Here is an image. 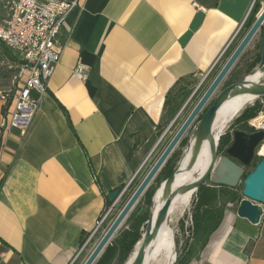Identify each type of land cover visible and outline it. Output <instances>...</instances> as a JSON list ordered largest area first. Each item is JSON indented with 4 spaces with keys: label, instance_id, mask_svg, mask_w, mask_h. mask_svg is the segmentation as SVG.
I'll use <instances>...</instances> for the list:
<instances>
[{
    "label": "crops",
    "instance_id": "1",
    "mask_svg": "<svg viewBox=\"0 0 264 264\" xmlns=\"http://www.w3.org/2000/svg\"><path fill=\"white\" fill-rule=\"evenodd\" d=\"M253 1L80 0L27 131L3 126L0 99V264L72 262L108 194L138 172L134 187L185 93L223 53L208 79L220 70L263 10L256 0L247 17ZM80 64L85 78L74 74ZM189 264H264V217L226 211Z\"/></svg>",
    "mask_w": 264,
    "mask_h": 264
},
{
    "label": "water",
    "instance_id": "2",
    "mask_svg": "<svg viewBox=\"0 0 264 264\" xmlns=\"http://www.w3.org/2000/svg\"><path fill=\"white\" fill-rule=\"evenodd\" d=\"M262 26H264V8L257 15L254 23L242 37L237 47L233 50L217 75L213 78L197 104L191 110L161 155L146 173L140 184L133 191L127 202L124 204L122 209L119 211L108 229L105 231L101 239L98 241L82 264H94L95 261L101 256L105 248L111 242L115 233L126 221L131 211L139 202L141 196L148 189L152 180L160 172L168 158L174 152L177 145L183 139L185 133L188 131L194 121L200 116V113L204 111L206 104L219 89L227 74L230 72L236 61L245 51L251 40L262 28ZM258 68L264 71V45L262 49L261 62ZM253 72L254 70L244 75L240 81L229 84L228 86L222 88L214 98L213 104L205 111L204 116L199 121L192 136V138H195L193 155L187 167L188 170H190L194 166L202 143L206 139H209L210 141L211 153L209 165L205 172L196 181L187 184H181L174 188L176 174L180 171V160L174 167L172 173L163 181L161 186L163 188L164 203L162 204L155 221H153L152 214H150L146 223V231L142 239V244L135 255L133 264L144 263L146 248L156 237L163 222L166 220L170 206L175 196L180 192L192 189H194L196 192L203 184H206L208 181L214 185L226 186L229 188H235L240 183H242V193L244 198L240 201L239 207L237 209L238 216L247 219L252 224H259L262 220L264 214V209L262 206L264 204V157L256 163L250 172L246 173L245 167L252 163L256 155H259L258 148L264 141V130H256L253 133L235 130L233 133L232 143L226 148L225 154L220 156L218 151L220 138L215 140L212 129L215 116L227 98L237 95H250L257 98L264 96V77L255 82L249 80L248 77ZM190 142L191 140L189 141L188 147L190 146ZM232 158L236 159L240 163L235 162ZM121 190L122 187L112 190L108 194V199L114 203L120 197ZM175 242L176 261L178 244L177 240H175ZM175 261L172 264H174Z\"/></svg>",
    "mask_w": 264,
    "mask_h": 264
},
{
    "label": "built area",
    "instance_id": "3",
    "mask_svg": "<svg viewBox=\"0 0 264 264\" xmlns=\"http://www.w3.org/2000/svg\"><path fill=\"white\" fill-rule=\"evenodd\" d=\"M79 4L80 0H4L5 16L12 20L13 30L0 28V43L14 56L9 68L14 73L13 80L21 83L15 90L0 92V99L7 104L4 127H17L24 132L30 128L39 109L41 97L47 92L49 79L61 60L63 48L59 44L60 31L70 12ZM255 5L256 0L252 2L247 17ZM240 29L241 27L235 35ZM222 55L223 53L203 75L202 83L211 75ZM74 74L79 78H85L86 66L78 65L74 69ZM8 94H15V101H8ZM254 127L255 130H264L256 125ZM137 175L138 172L122 187L120 197L104 210L96 227L85 238L70 264L79 258L94 234L103 228L118 201L130 191ZM262 206L264 209V204Z\"/></svg>",
    "mask_w": 264,
    "mask_h": 264
},
{
    "label": "rangeland",
    "instance_id": "4",
    "mask_svg": "<svg viewBox=\"0 0 264 264\" xmlns=\"http://www.w3.org/2000/svg\"><path fill=\"white\" fill-rule=\"evenodd\" d=\"M3 2H4V0H0V18L3 17V14H4ZM263 45H264V29H261L260 31H258L257 35L254 37V39L252 40L251 44L245 49V51L241 54L239 59L236 61V63L234 64V66L232 67L230 72L227 74V76L225 77V79L221 83L219 89L216 91V93L212 96V98L206 104V106L204 107V111H202V113H200V116L194 121V123L191 125V127L188 129V131L185 133V135L183 137V139H185V141L183 142V144L182 145L178 144L177 147L175 148L174 152L171 154L170 157H173L172 158V165L176 166L178 164V162L181 160L185 150L187 149V147L189 145V141L192 139V136H193L195 128L197 127L199 121L204 116L205 111L213 104V100L216 97L217 93L222 88L228 86L229 84H232V83L240 81L243 78L244 75H246L247 73H249V72H251L253 70H254V72L248 77V79L254 78L255 73L259 69L258 67H259L260 64H258L251 71L248 70V65L254 59L256 54H259V53L261 54L262 53ZM9 63H10V60L7 59V56H6L5 52L3 51V48L0 46V88L9 86L6 89H9V88L10 89H14V86L12 85V82H13L12 79H13L14 73L9 68ZM6 72L9 73L10 76H5ZM216 74H217V72H216ZM215 75L212 76L210 79L205 80L203 83H202V81L200 79L193 86L191 91H189V92L187 91V93H185L184 98H186V95L189 94L188 97L183 102V105L181 106L179 112L176 114L175 119L173 120V122H170L168 124V126L165 127V129L168 127L170 130L168 132H166L167 129H168L167 128L166 130L164 129L162 131L161 135L164 136L165 133H166V135L160 140V142H159L154 154L151 156L150 160L148 161V164H147V166H146V168L144 170V173L140 177V181L144 178L146 173L150 170L152 165L155 163V161L161 155V153L163 152V150L165 149V147L167 146V144L169 143L171 138L174 136L176 131L179 129L181 124L184 122V120L187 118V116L189 115L191 110L194 108V106L197 104V102L199 101L201 96L204 94V92L206 91V89L210 85V83L213 80V78L215 77ZM180 95H181V93L180 94H177V93L175 94V96H178V97ZM183 95H184V93H183ZM14 96H15V94H8V101H13ZM248 106H252L254 111L257 110L253 117L248 118L247 121L244 120V119L243 120H236V121L233 120L236 116H238V114L242 110H244ZM181 112H182V114H181ZM262 113L264 114V96L263 97H259V98L255 97L253 100H251L246 105H244L238 112H236L228 120L227 124L224 127L221 128V127L217 126L216 127V135H218L219 138L222 137V136H228L229 135V144L226 146V147H228L232 143L234 131L235 130H242V131H245V132L254 131L255 127H254L253 124H255V123H253V121L256 118L262 116ZM161 135H160V137H161ZM258 150H259V148H258ZM206 152H207V159H208L209 154L211 152L210 151V146L206 149ZM221 155H223V154L221 153L220 156ZM263 157L264 156H262L260 154L256 155L254 157L252 163L245 167L246 170H247L246 172L247 173L250 172L254 168L255 164L257 162H259L260 159L263 158ZM205 162L202 165L193 166L190 170L187 171L188 173L185 172V174L181 178H178L177 185H181L183 182H188V181L192 180L193 178L197 177L199 175L202 167L204 166ZM163 176H164V174L161 175L157 180H155V178H156L155 177L152 180L151 184H150V185L153 186L152 187L153 188V198H152L150 206L147 207L145 204L142 203V209L143 210L144 209H148L149 210V216H150V214L153 213V210H160L159 209V204H160L162 198L160 197L158 192L161 189V184L164 181L163 180ZM136 187L137 186L134 185V187L130 189L128 194H125V195H123L121 197V199L118 201V203L114 207L113 212L111 213V215L109 216V218L107 219L105 224L103 225V228L101 230H98L94 234V236L92 237L90 242L87 244V246L85 247V249L82 252V254L79 256V258H78V260H77V262L75 264H82L85 261V259L88 257L90 252L93 250L95 245L101 239V237L103 236L105 231L108 229V227L110 226V224L112 223L114 218L117 216V214L121 210V208H120L121 205H123L125 202H127V200L129 199V197L131 196L133 190ZM242 190H243V184L240 183L237 186V192H238L239 197H240L241 200L244 198ZM192 191L193 192H191L190 196L187 197V199L186 198H182V197L179 198V200L177 202V205H176V207L174 209V212L170 216L171 224H172V227H173L174 232L176 234V240H177V244H178V246H177V256H178L179 253H181L183 251L184 246H185V244L188 243L189 236L191 234V232H190V230H191L190 228H191V224H192L191 208H192V202H193L194 193H195L194 189ZM239 204H240L239 201H235L233 203L232 202L228 203L226 211L229 210V211L234 212V214H237V209L239 207ZM146 223H147V221H146ZM129 224H130V222L126 223V221H125L122 224V226L118 229V231L115 233V235L112 238V240L115 239V237L118 236L123 229L128 228ZM141 244H142V240H140L137 243V245L135 246L134 252L129 257V259L126 261L125 264H133V261H134V258H135L134 254H135V252H137L139 250ZM154 251L155 250H153V247L151 246L150 256L152 258L154 256ZM195 258H197V257H195ZM117 259H118V254L115 257V259L113 260V263H111V264H115L117 262Z\"/></svg>",
    "mask_w": 264,
    "mask_h": 264
},
{
    "label": "trees",
    "instance_id": "5",
    "mask_svg": "<svg viewBox=\"0 0 264 264\" xmlns=\"http://www.w3.org/2000/svg\"><path fill=\"white\" fill-rule=\"evenodd\" d=\"M260 8L256 7L254 14L251 17L247 30L256 20L257 14ZM261 29H264L262 26ZM242 33V37L246 32ZM242 39V38H241ZM0 46L3 48L7 59L14 60V56L11 51H9L2 43ZM262 58V53L256 54L254 59L249 63L248 70L251 71L258 64H260ZM223 66V65H222ZM221 66V67H222ZM221 69V68H220ZM219 72V70H218ZM217 72V73H218ZM216 74V73H215ZM217 75V74H216ZM215 75V76H216ZM5 76H10L6 72ZM257 111V110H256ZM252 106L246 107L242 110L238 116L233 120H248V118L253 117L256 113ZM255 130V129H254ZM185 139L180 141V145L183 144ZM229 144V135L220 137L219 141V153H225L226 146ZM172 158L169 157L165 165L162 167L160 172L157 174L155 180H157L161 175L164 174L163 180H165L173 171L174 165H172ZM256 165V164H255ZM142 181V180H141ZM140 179L136 182V186L140 184ZM153 186L150 185L148 189L141 196L139 202L135 208L131 211L126 223H129V227L121 231V233L113 239L108 246L105 248L101 256L95 261L94 264H111L118 254V259L115 264H125L129 257L135 250L137 243L143 239L144 233L146 231V221L149 218V210L142 209V203L147 207L150 206L153 198ZM136 189V188H135ZM134 189V190H135ZM133 190V191H134ZM133 193V192H132ZM128 194V193H127ZM235 201H241L239 194L237 192V187L229 188L226 186L214 185L211 182L203 184L195 193L192 202L191 216V234L189 236L188 243L185 244L184 249L178 254L176 262L174 264H189L195 257H198L200 252L204 249L210 240L212 234L221 225L228 203H233ZM113 202L107 199V207H110ZM126 203V202H125ZM124 203V204H125ZM121 205V209L124 206ZM85 239H83L82 243Z\"/></svg>",
    "mask_w": 264,
    "mask_h": 264
},
{
    "label": "bare ground",
    "instance_id": "6",
    "mask_svg": "<svg viewBox=\"0 0 264 264\" xmlns=\"http://www.w3.org/2000/svg\"><path fill=\"white\" fill-rule=\"evenodd\" d=\"M7 1H14V0H7ZM0 28H4L5 30H13V22L12 20H9L7 16H5V11L3 14V17L0 19ZM264 77V71L258 69L255 73L254 78H251L249 80L257 81L260 78ZM255 97H252L250 95H237L234 97L227 98L224 103L219 108L215 119L213 123V133L215 140H218L219 137L216 135V127H224L228 120L236 113L238 112L244 105H246L248 102L253 100ZM15 101V96H14ZM253 123L254 125L264 128V114L262 113V116L256 118ZM195 138L193 137L190 142V146L185 150L184 155L181 159L180 163V171L176 174L175 182H174V188L177 186V180L178 178H181L185 172L188 171L187 165L189 164L192 155H193V146H194ZM210 146L209 139H206L203 141L202 146L200 148L197 160L194 164L196 165H202L205 161L204 166L202 167L199 175L192 180L188 182H183L182 184H187L196 181L207 169L209 162H210V154L207 159V152L206 149ZM211 153V152H210ZM258 153L262 156H264V141L261 143V146L259 147ZM196 168V167H195ZM192 171V170H191ZM188 173V172H187ZM193 190V189H192ZM192 190L183 191L178 193L175 198L173 199V202L170 206L168 216L166 220L163 222L160 230L158 231L156 237L152 240V242L148 245L146 248V255L144 259L143 264H172L175 261L176 257V234L174 232V229L171 224L170 216L173 214L174 209L177 205V202L180 197L186 198L190 196ZM158 194L162 198L159 209L161 208L162 204L164 203V197H163V188L161 186V189L159 190ZM184 200V199H183ZM159 210H153L152 218L153 221L156 220ZM151 246L153 247L154 256L153 258L150 256V249ZM138 249V248H137ZM136 249V250H137ZM137 252H135L134 256Z\"/></svg>",
    "mask_w": 264,
    "mask_h": 264
},
{
    "label": "flooded vegetation",
    "instance_id": "7",
    "mask_svg": "<svg viewBox=\"0 0 264 264\" xmlns=\"http://www.w3.org/2000/svg\"><path fill=\"white\" fill-rule=\"evenodd\" d=\"M256 130H254V131H248V132H246V133H253V132H255ZM223 154H225V153H223ZM233 159V158H232ZM235 162H237V163H240L239 161H237L236 159H233ZM247 170H246V168H245V172H246ZM247 173V172H246Z\"/></svg>",
    "mask_w": 264,
    "mask_h": 264
}]
</instances>
